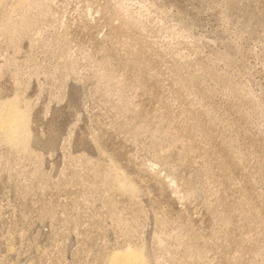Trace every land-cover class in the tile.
<instances>
[{
    "label": "rangeland",
    "instance_id": "1",
    "mask_svg": "<svg viewBox=\"0 0 264 264\" xmlns=\"http://www.w3.org/2000/svg\"><path fill=\"white\" fill-rule=\"evenodd\" d=\"M34 1L0 0L37 16L0 35V102L30 107L29 151L0 133V264H264V0Z\"/></svg>",
    "mask_w": 264,
    "mask_h": 264
},
{
    "label": "bare ground",
    "instance_id": "2",
    "mask_svg": "<svg viewBox=\"0 0 264 264\" xmlns=\"http://www.w3.org/2000/svg\"><path fill=\"white\" fill-rule=\"evenodd\" d=\"M31 6H32V8H31ZM35 6H36V2L34 0H32V3H31V0H21V8H27V10L29 11L30 8L33 9ZM120 12L121 11H119V13ZM36 18H37V16H31L30 20H36ZM30 20H28L27 18H23V19H21L19 21H13V20H11L10 17H8V19L6 18L4 21H1L3 23H0V35L4 36L6 38V40H7L6 45H5L6 46L5 49H8V48L12 49L14 53L17 51L18 47H15V46L20 42V39L23 37L24 33L30 27V25H31ZM121 28L123 29V26ZM2 49L4 51V47L3 46H2ZM0 51H1V49H0ZM2 54H4V52ZM6 54H8V52ZM99 67H101V66H98V69H99ZM2 71H3V67L0 66V75L3 73ZM98 71H100V70H98ZM112 76H114V75H111V74H108V73H106L104 71H101L99 73V75H98V79H99V81L102 80V81H104V82H106L108 84H113L115 78H113ZM115 82H116V80H115ZM114 84H116V83H114ZM123 96H122L121 93H119L118 94V97H119L118 99H122ZM29 109H30V107H29L28 103L26 101H24L23 98L21 96H19V95H16L15 97H13L11 99L9 98L4 103L0 102V133L3 134L1 139L3 141H5L6 143L12 145V146H15L16 149L18 148V149H21V150H23L25 152L29 151L28 150L29 140H28V137H27L28 134H30V124H29V121H28V117L30 115V110ZM138 129H140V128H138ZM111 164H112V165H110L111 168H109L108 170L105 169L104 173L102 174V177H104V178L106 177V178L109 179V183H110L111 187L109 185L108 186L110 188L117 187V189H120L121 191L126 193L129 197H136L137 193H138V190H137L136 186L130 180L126 179L127 177H124L120 173L118 168L116 166H114L113 163H111ZM96 175H98V173ZM103 182L104 181H102V184H104ZM192 189H189L186 192V194H184V195L186 197L190 196V194L192 193ZM115 213H113L112 216H113V218L116 219L117 218L116 217L117 214H115ZM118 218H119V216H118ZM118 218H117V220H118ZM188 230H189V232L186 230L187 232L185 234H183V233H175L172 236H173V238L176 241L179 242V241H182L183 236L189 234V240L187 239L188 241L185 242L184 244L181 242L184 245L183 248L185 249V252H183V253H184L185 256L187 254L189 256L188 258L194 257V259L196 258L197 261L200 262L204 258V250L200 249V248H199L200 249L199 250L197 245H195L196 246V248H195V246H193L191 244L192 241H190V240L192 239V237H191V233L192 232H191L190 229H188ZM158 242H160V241H158ZM131 249H129V250H131ZM133 249H132V251H128L127 250V252H125V253H121L122 251H120V253L117 252V254L114 253L115 255H113L110 258L111 259L110 264H149L150 263V262L147 261V258L145 257V249L146 248L144 247L143 244H140L139 246L137 245V248L134 249V250ZM184 249H183V251H184ZM166 250H167V255L170 256L171 252L169 253V250L167 248H166ZM163 252H164V250H163ZM163 252L161 253V255H163ZM158 260H159V258H158ZM184 260H180V263L179 262L178 263L175 262V263H171V264H181V262H183V263L185 262ZM152 262H153V260H152ZM155 262H158V261L156 260Z\"/></svg>",
    "mask_w": 264,
    "mask_h": 264
}]
</instances>
